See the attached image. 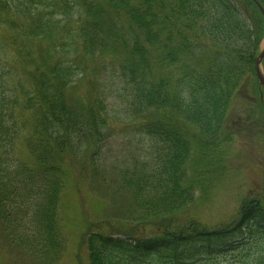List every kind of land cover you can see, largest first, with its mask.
Wrapping results in <instances>:
<instances>
[{"label":"trees","instance_id":"16d2710c","mask_svg":"<svg viewBox=\"0 0 264 264\" xmlns=\"http://www.w3.org/2000/svg\"><path fill=\"white\" fill-rule=\"evenodd\" d=\"M256 1L264 8V0ZM255 13L252 0H0L5 253L21 264L60 262L68 162L97 196L118 206L108 232L92 229L84 236L86 264H264L259 200L243 203L229 228L182 223L195 196V186L186 184L195 169L189 166L195 145L206 149L221 136L235 100L242 102V129L254 128L246 104L260 50ZM6 32L33 64L29 86L6 66ZM74 55L100 60L93 69L94 97L69 94L86 69L80 63L78 70ZM110 60L120 85L117 113L128 116L122 129L139 133L140 144L108 169L105 151L118 117L99 75L110 71ZM19 142L26 158L18 154Z\"/></svg>","mask_w":264,"mask_h":264},{"label":"rangeland","instance_id":"374dc122","mask_svg":"<svg viewBox=\"0 0 264 264\" xmlns=\"http://www.w3.org/2000/svg\"><path fill=\"white\" fill-rule=\"evenodd\" d=\"M254 19L260 20V47L264 42V25L259 13H255ZM4 45L9 50L6 66L11 68L14 74L29 86L27 74L33 69L30 59L24 58V50L12 43L11 35L4 33ZM12 44V45H11ZM35 47L39 46L34 44ZM73 64L80 67V63L86 65L85 71L78 74L70 88L69 94L86 99L87 96L94 97V68H98L100 60L84 58L81 55L71 57ZM112 61L105 63L110 71L103 75L106 78L107 91L111 90L109 100L115 102L110 109L118 118L112 120L115 130L114 138L110 142V148L105 151V161L108 169L115 166V162L127 155L126 150H134L140 138L139 133H133L122 129L124 122H127V115L119 112L120 100L116 99L117 76L111 71ZM259 70L264 77V58L259 64ZM13 88V84H12ZM247 94L249 102L246 106L254 113V128L250 131L242 129V120L238 118L242 110V102L235 100L230 107L227 117L226 127L221 136L213 144H209L206 149L195 145L193 157L189 166L194 167V171L186 178V184L195 186L194 198L187 206L186 212L182 214L183 225L189 228L190 221H197L199 226L213 231L218 228H226L230 224L239 221L241 216V205L253 199L259 200L263 206L264 188V88L259 85L257 79L252 75L248 84ZM115 98V99H113ZM113 99V100H112ZM244 103V102H243ZM238 113V115H237ZM29 116L28 114H25ZM114 115V114H113ZM134 125V124H133ZM135 126V125H134ZM27 128H31L27 125ZM26 131L21 139L28 134ZM145 146L144 141H140ZM18 154L26 158L23 146L18 143ZM119 157V158H117ZM191 158V159H192ZM63 167L65 173V189L62 194L60 206V220L62 231L65 237V252L58 264H86L84 236L92 229H100L102 233L108 232L107 225L116 220L113 215L118 213V206L111 205L109 200L97 196L90 188L88 179L83 176L73 174L69 163ZM110 173L115 174L112 170ZM111 176H108L109 179ZM250 204V203H249ZM253 205V204H250ZM151 235L153 231L147 230ZM232 237L234 236L229 233ZM226 239H229L228 237ZM0 264H21L16 259L8 256L0 246ZM26 264V263H25Z\"/></svg>","mask_w":264,"mask_h":264},{"label":"water","instance_id":"95a60500","mask_svg":"<svg viewBox=\"0 0 264 264\" xmlns=\"http://www.w3.org/2000/svg\"><path fill=\"white\" fill-rule=\"evenodd\" d=\"M256 4L258 5V7H259V9H260V11L262 13L263 21H264V10L262 9V7L258 3H256ZM263 55H264V47H263V50L260 53V55H259V57H258V59L256 61V76H257V78L259 80V83L264 86V77L261 75V73H260V71H259V69L257 67L259 65L261 59L263 58Z\"/></svg>","mask_w":264,"mask_h":264}]
</instances>
